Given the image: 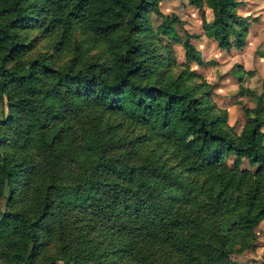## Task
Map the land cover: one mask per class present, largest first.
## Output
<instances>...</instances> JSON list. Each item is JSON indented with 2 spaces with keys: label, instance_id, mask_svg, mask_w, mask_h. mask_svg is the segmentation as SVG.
<instances>
[{
  "label": "trees",
  "instance_id": "trees-1",
  "mask_svg": "<svg viewBox=\"0 0 264 264\" xmlns=\"http://www.w3.org/2000/svg\"><path fill=\"white\" fill-rule=\"evenodd\" d=\"M187 1L212 12L202 29L218 49L245 46L257 18L237 0ZM150 14L179 21L157 0H0V264H233L252 246L263 97L236 134L199 74L172 73ZM171 39L187 63H207L197 35ZM100 44L103 62L87 61Z\"/></svg>",
  "mask_w": 264,
  "mask_h": 264
},
{
  "label": "rangeland",
  "instance_id": "rangeland-1",
  "mask_svg": "<svg viewBox=\"0 0 264 264\" xmlns=\"http://www.w3.org/2000/svg\"><path fill=\"white\" fill-rule=\"evenodd\" d=\"M157 1H158L159 10L162 12V14L168 17L173 16L179 20L178 22H175L173 24L172 29L163 26L162 19L155 16L154 14L148 15L145 21V24L150 28L153 34L154 41L156 43L162 44L170 48V51L172 52L177 64V67L171 69L172 73L178 74L183 69V66L187 65L189 69L194 70L197 74L201 76V79L195 80L194 82L200 83L201 81H205L206 83H208L211 86L210 90L212 91L213 102H215V104H217L219 101L221 102L222 99L219 98L220 97L219 92H221L220 90L221 85L218 84L216 80V73H215L216 62L214 59L216 57L214 54V49L208 47L207 43L202 41V37H204L203 29H202L203 21H205L206 24H210L211 22L210 11H208L207 9H203V11H199L191 7L188 4L187 0H157ZM261 7L262 6H260L259 4L258 10L264 11V7L262 8ZM248 16H250V18L253 19V18H258L259 15L256 17L252 15H248ZM251 23H253V21ZM173 32H176L181 37H183L184 34L186 33L191 35H197L198 39H192L191 43L197 49L198 54L200 55L202 54V57L205 58L207 56V59L212 58L207 63L209 65L203 67H197L194 63H187L184 58V50L182 46L173 42V40L171 39ZM53 41H54L53 39H50L41 42L37 46L35 53L33 55H36L38 53H43L46 51L50 53L51 44ZM76 42L77 41L74 39L73 45L71 46V52L69 54L70 57L73 55L74 56L77 55V53L75 52L77 51ZM105 51H106L105 44L85 47L82 50L83 55H85L84 58L87 61L101 60V62H103L105 58ZM237 68H239V66H237ZM260 89L261 91H264L263 82L260 84ZM238 90L239 88L232 89L228 92L224 91L223 98L225 99V102H229V103H223L224 105H222V107H224L225 104L229 106L231 104L230 102L237 100L239 96ZM246 105L247 103L244 106ZM244 106L242 105V107L239 108L243 109L245 108ZM219 107L222 108L221 106ZM240 109L238 110L240 111ZM2 111H3V107L0 104V115ZM237 114L238 115L236 117L238 119L235 118L230 120L231 122L230 126H233V131L236 134H239L241 127L246 121V118L243 117V115L240 113ZM241 167L242 168L248 167L246 160H243ZM254 240L255 241L253 242L252 246L246 249L242 254H234L230 256V259L233 264H264V222L260 223L257 230L255 231Z\"/></svg>",
  "mask_w": 264,
  "mask_h": 264
},
{
  "label": "crops",
  "instance_id": "crops-1",
  "mask_svg": "<svg viewBox=\"0 0 264 264\" xmlns=\"http://www.w3.org/2000/svg\"><path fill=\"white\" fill-rule=\"evenodd\" d=\"M237 2L239 3L237 7L238 15L242 17L248 15L256 17L259 15L257 21L247 25L245 46L240 50L234 48L229 51L221 50L215 46L212 40L205 36L202 37V41L207 43L208 47L214 49L216 57L214 58L216 62L215 73L217 83L221 85L219 98L222 99L221 102L219 101L217 104L222 107V105H224L223 103H229L225 102L223 98L224 91L228 92L232 89L239 88V86L251 90L255 94L254 96H238L237 100L230 102L231 104L229 106L225 104V106L222 107L227 111L229 125H231L230 120L235 118L238 119L236 117L238 115L237 113L245 117L244 109L253 108L256 104V97L262 95L264 101V91L260 89V84L262 82L264 83V11L258 10L259 4L264 7V4H262L264 0H237ZM207 10L210 11L209 9ZM210 13L212 21V12L210 11ZM200 56L201 59L203 61L206 60L207 63L212 59H207V56L204 58L202 54ZM207 63L203 66L209 65ZM237 66H239V68H237ZM246 103L247 105L244 106ZM242 105L245 108L240 109L239 107H242ZM238 109H240V111ZM261 132L264 133V123L262 124Z\"/></svg>",
  "mask_w": 264,
  "mask_h": 264
}]
</instances>
